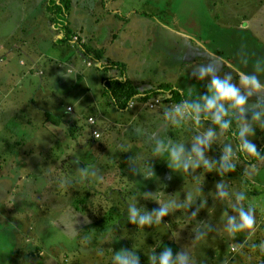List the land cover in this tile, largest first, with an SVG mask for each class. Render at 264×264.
Returning a JSON list of instances; mask_svg holds the SVG:
<instances>
[{"label":"rangeland","instance_id":"374dc122","mask_svg":"<svg viewBox=\"0 0 264 264\" xmlns=\"http://www.w3.org/2000/svg\"><path fill=\"white\" fill-rule=\"evenodd\" d=\"M65 22L70 29L81 27V38L88 36V46L100 52L99 62H120L124 76L137 88L168 82L172 88H183L184 93L192 87L195 97L204 94L207 81H197L191 71L207 61L186 47L189 42L223 57L220 74L231 73L237 82V70L250 71L255 59L264 57V0H69ZM50 36L44 0H0V264H105L107 256L102 253L101 257L100 249L112 257L120 242L148 243L150 252L155 248L159 254L161 244L172 241L173 252L180 251L190 243L192 225L179 211L145 229L126 218L127 205L134 197L138 207L151 203L157 209L159 204L154 200L167 202L179 195L183 199L188 191L197 194L191 177L172 173L166 157L149 160L157 179L144 180L132 174L130 158H134L133 163L136 157L151 158L153 146L130 129L154 131L167 109L156 114L162 97L154 108L142 107V114L132 121L130 113L124 112L128 129L113 124L104 127L108 120H116L107 98L100 94V78L115 68H99L93 59L83 56V62L75 59L64 64L65 71L70 72L56 84L54 75L61 69L56 57L67 61L73 51L66 45H53ZM242 53L249 59L248 67L240 62ZM183 56L191 58L181 59ZM52 68L53 75L49 76ZM60 76L64 77L63 71ZM65 106L72 111H66ZM88 116L93 118L92 124L87 122ZM208 127L204 123L197 129L188 122L181 127L170 126L167 135L177 143L185 142L186 150H190L193 136ZM92 130L99 138H92ZM263 133L257 129L253 138L258 149ZM233 140L232 132H227L208 154L218 159L220 146ZM73 159L89 173L98 170L103 180L92 175L85 179ZM242 169L238 163L226 179L229 190L246 192L245 205L255 208L257 231L251 241L259 245L264 237L260 231L264 228V167L254 178L253 194L242 182ZM197 174L204 179L202 191L207 199L197 220H210L220 230L210 234L207 241L198 242L191 250L193 257L200 264H264V254L258 248L246 246L239 254L231 253L221 216L228 204L214 202V185L220 177L202 169ZM67 181L72 184L69 189L64 187ZM109 189L119 194L125 209L120 205L107 208L110 196L105 204L99 199L98 192L102 197L111 193ZM142 192H154V200L142 199ZM84 194V214L91 222L78 225L80 234L75 238L66 236L54 222L69 208L83 214L73 200ZM77 219L82 221L83 217ZM178 233L180 238L173 239ZM113 236L118 240L111 244H118L109 252L106 246ZM243 240L240 233L232 242ZM75 246L79 253L73 251ZM147 248L142 252L148 254Z\"/></svg>","mask_w":264,"mask_h":264},{"label":"clouds","instance_id":"9594fccd","mask_svg":"<svg viewBox=\"0 0 264 264\" xmlns=\"http://www.w3.org/2000/svg\"><path fill=\"white\" fill-rule=\"evenodd\" d=\"M186 47L194 55H200L207 61L195 66L191 71V77L197 81H207L206 92L199 94L195 99H191L192 87H188L189 98H185L166 109L154 131L148 132L141 127L130 129L134 135L146 137V143L153 146L151 158L136 157V163H133V157L130 158L129 165L133 175L139 174L144 180L157 179L154 167L149 163V160L166 157L167 167L172 173L191 177L196 185V195L188 191L184 192L183 199L179 195L167 202L152 199L154 192H142L140 196L142 199L154 200L159 204V208L151 211H148L144 206L138 207L137 197H134L132 202L127 205L126 218L128 223L141 229L159 225L164 217L177 211L192 225L190 243L183 245L181 250L175 253L171 247H165L157 254L154 248L147 254V264H200L193 257L191 250L195 248L198 242L207 241L210 234L220 230L210 220H197L198 214L207 203L202 191L204 179H200L199 174H197L198 169L205 170V173L215 172L220 177V180L214 185V202H227L228 204L221 216L222 229L231 242V253H241L257 231L256 210L251 205H245L248 198L246 192L230 191L229 180L226 179V176L233 173L240 163L244 165L242 176L245 180H254L260 167H264V150L258 149L257 145L253 143L256 130L264 131V79H261L264 76V57H257L252 63L250 71L237 70V82L234 81L231 73L220 74L225 63L223 57L202 46L195 47L191 42ZM189 58L191 57H181V59ZM240 62L248 67L249 59L246 54H241ZM175 91L181 96L184 95V89L181 87ZM206 121H210L212 126L193 136L190 142V150H186L185 142L177 143L167 135L170 126L181 127L184 123L191 122L200 128L204 127ZM229 131L232 132L235 143H223L218 159L210 156L208 153L212 145L219 143L220 138ZM240 154L244 155V162H240ZM249 158L252 159L249 160ZM73 165L85 179L88 175H92L97 176L101 181L103 180V177L99 176L98 170L93 169L89 173L79 167V161L75 159H73ZM64 187L66 189L72 187L71 182H65ZM201 196L204 197L203 200L200 199ZM190 209L191 211H189ZM229 209L233 213L232 215H229ZM81 216L83 217L82 221L77 219ZM90 222L87 215L69 208L58 217L54 226L64 235L75 238L80 234L77 226L81 223L86 225ZM240 233L244 234L243 242H232ZM179 238L178 233L177 237L173 239L178 240ZM114 240H118V237L113 236L110 244ZM87 243L89 241L85 240V244ZM251 247L253 249L258 248L264 253V242L259 245L253 243ZM99 254L102 255V253ZM112 264H140L137 250L122 248L113 254Z\"/></svg>","mask_w":264,"mask_h":264},{"label":"trees","instance_id":"16d2710c","mask_svg":"<svg viewBox=\"0 0 264 264\" xmlns=\"http://www.w3.org/2000/svg\"><path fill=\"white\" fill-rule=\"evenodd\" d=\"M44 7H45V11L48 13V20L50 24H52L53 27H55L56 29V34L51 41L52 44L68 45L71 32L69 28L66 26L65 14L67 8L69 7V0H46ZM85 52L88 54L87 49L85 50ZM93 58L96 59L97 62H99L100 60V56L98 53L93 54ZM100 67H102L103 69H106L107 67L116 68L121 74L123 73V65L118 61H105L104 63L102 62L100 64L99 68ZM100 83L102 87V91L100 93L101 96L106 97L108 102L112 105L113 109L117 111L124 110L127 107L130 100L136 99L138 100V102H140L145 100L146 98L153 97L158 93L163 94L162 98L164 102H169L173 104L178 103L185 98H189L188 95L185 94L181 96L177 91H175V88H172V86L168 83H160L157 84L155 87H150L148 89H143L141 91H139V89L134 83L123 77L119 78L111 75L110 76L104 75L101 76ZM195 98L196 97L194 96L191 97V99H195ZM261 150H264V148H262ZM97 184L98 186H100V182H97ZM109 190H111V193H109V195H103L102 197L99 194L100 192H98L99 199H102V201L105 204V198L107 196H110L109 198L112 199V201L110 202L113 204L110 203V206L107 208L112 209V206H118V205H120V207L123 208L122 204L124 203V201L122 199H121L122 201H120L119 194L113 193V191H115L113 189H109ZM86 198L87 195L84 194V195L76 196L75 199L73 200L74 206L76 207L79 206L80 212L82 213L86 212L87 210L84 207V201L86 200ZM115 198L118 199V201ZM116 202L118 203L114 205ZM94 210L97 211L95 206H94ZM100 212L103 211L100 210ZM111 213L112 212H109V214ZM261 229L262 230L260 231H262L264 236V228L261 227ZM262 238H263L262 242H264V237ZM252 243L253 241H250L248 247L251 248ZM161 246H163L161 250H163L165 247H171L174 251V246L172 242H169L167 244L162 243ZM262 257L263 258L261 259L264 260V255Z\"/></svg>","mask_w":264,"mask_h":264},{"label":"crops","instance_id":"0c3cea01","mask_svg":"<svg viewBox=\"0 0 264 264\" xmlns=\"http://www.w3.org/2000/svg\"><path fill=\"white\" fill-rule=\"evenodd\" d=\"M45 2H46V0H44V6H45ZM46 12V11H45ZM46 15H47V23H48V26H49V29L51 30V36H50V38H51V41H52V39H53V37L55 36V34H56V29H55V27H53V25L52 24H50V22H49V20H48V13L46 12ZM66 26H67V22H66ZM68 27V26H67ZM81 27L79 28V29H77V28H74V29H70L69 28V30H70V32H71V35H73V34H77L78 35V37H79V40H80V42L79 43H73L71 40H69V43H68V45H66L67 47H69L72 51H73V53L71 54V56L69 57V58H67V61H62V62H60V60H59V58L58 57H56L57 59L56 60H58V66H59V68H61L60 69V74L62 73V71H63V74H64V77L63 76H60V74H58V73H56L55 75H54V80H55V83L56 84H59L60 82H62L63 80H65V78H66V74L67 73H69L70 72V69H66L67 71H65V69H64V64L66 63H68V62H70V61H72L73 62V60H75V59H77V61H80V62H83V59H82V57L84 56V57H89V58H91V59H93L96 63H97V66L99 67L100 66V64L102 63V62H97L96 61V59H94L93 58V54H99V56H100V59H101V54H100V52L99 51H97V50H95V49H93L91 46H88V40H89V37L87 36H84V39H82L81 38ZM71 35H70V37H71ZM52 43V42H51ZM77 44V45H76ZM88 50V54L85 52V50ZM52 58H54V57H52ZM49 59H51V57H49ZM105 61H117V60H107V59H105ZM85 65H86V62H85ZM86 66H88V65H86ZM28 68H30V66L29 67H27V69ZM100 68H102V67H100ZM107 68H109V67H107ZM103 69V68H102ZM111 69V68H110ZM109 69V70H110ZM9 74H12L11 72H8ZM49 76H52L53 75V68H52V71H50V73L48 74ZM109 76L111 75V76H115V77H119V78H126L125 76H124V73H120L116 68H115V70H110L109 71V74H108ZM107 75V76H108ZM102 76H104V75H102ZM59 80H58V79ZM127 79V78H126ZM130 81V80H129ZM165 83H168V82H165ZM169 84V83H168ZM148 88H150V86H147L146 84H143V85H141L138 89H139V91H141V90H143V89H148ZM173 88H176L175 86L173 87ZM184 94H186V95H188V93H184ZM163 94H160V93H158L157 95H155V96H153V97H149V98H146L145 100H143V101H152V99L153 98H155V97H157V98H159V100H160V97H163L162 96ZM192 96H194V95H192ZM195 97V96H194ZM162 104L161 105H159L158 103L156 104V105H159L160 107L156 110V114H158V113H160V114H162V110H164L163 108H166V106H167V109L168 108H170L171 107V105H173L172 103H168V102H164L163 101V98H162ZM109 103V102H108ZM156 105H154L153 106V108L156 106ZM66 107V106H65ZM142 105H140V103L138 102V100H136L135 99V103H134V105L132 106V107H126L124 110H119V111H117V110H115V109H113V107H112V105L109 103V110L111 111V113H114V120H116L114 123H111L110 122V120H108L107 122H106V124H105V126L104 127H108L110 124H113V125H115L118 129H128V127H129V125H128V123H129V121H127L126 120V115L124 114V112H128V113H130V117L132 118L131 119V121L132 120H134V118H135V116H137V114H139L140 112H141V114H142ZM145 108H147V110L149 109L148 107H145ZM151 109V108H150ZM149 109V110H150ZM66 111H68V112H71L72 111V109H70V111L69 110H66ZM160 111V112H159ZM103 112V111H102ZM101 112V113H102ZM104 113V112H103ZM100 114V113H99ZM156 114H150V118H156L155 117V115ZM103 116H104V114H103ZM88 117H90V116H88ZM109 117V116H108ZM113 120V121H114ZM69 123H71L72 124V121L71 120H69ZM206 123V125L208 126V125H210V121H206L205 122ZM109 124V125H108ZM211 126V125H210ZM111 127V126H110ZM198 129V128H197ZM203 130V129H202ZM206 130V129H205ZM93 131V130H92ZM204 131V130H203ZM199 132H202V131H200L199 130ZM92 133V132H91ZM98 133V132H97ZM99 134V133H98ZM263 135H264V133H263ZM92 138H93V136H92ZM98 138H99V136H98ZM234 141V140H233ZM229 143H231V142H229ZM233 143H235V141L233 142ZM220 147H223V146H220ZM220 147H218V149L220 148ZM262 148H264V138L261 140V142H260V144H259V149H262ZM219 155H221V152L219 153ZM210 156H212V155H210ZM213 157V156H212ZM252 158H249V160H251ZM240 161L241 162H244L245 161V157H244V155L243 154H240ZM240 164V163H239ZM242 167H244V165L242 164ZM242 172H243V169L241 170ZM242 172H240L241 173V177H242ZM204 173H205V170H204ZM215 173V172H214ZM230 175V173L229 174H227V176H229ZM246 186H247V188H248V191H249V193L250 194H253L254 193V188H253V185L255 186V182H254V180H243L242 181ZM252 183H253V185H252ZM237 191H239V190H237ZM147 210H150V209H153V207H152V205H151V203H150V205L149 206H147L146 205V207H145ZM123 209H125L124 207L121 209V210H123ZM127 213V212H126ZM181 221V220H180ZM168 231H170V229H167V231L165 230V232H166V234L168 233ZM97 232V231H96ZM99 233V232H98ZM97 234V233H96ZM132 239H130V241H131ZM94 237H92V243L93 244H95L94 242ZM95 241H96V239H95ZM124 242H125V240H124ZM172 242V241H171ZM97 244H99L98 242L96 243V245ZM116 244H118V243H114L113 245L112 244H110V243H108L107 245L108 246H106L110 251L109 252H112L115 248H116ZM173 244V246L175 247V244L174 243H172ZM92 246V245H91ZM119 248H117L118 249V251L119 250H121L122 248H124V246H129V248H124V249H133V250H137V255L139 256V259H140V264H147V253H145L144 251L142 252V250L144 249V248H147L148 247V243H143L142 242V244H138V243H136V242H131V245L130 244H128L127 242H125V243H121L120 242V244H118L117 245ZM76 247L77 246H75V247H73V251L74 252H76V253H79V251L78 250H76ZM94 250H95V248H96V246H93L92 247ZM116 250V249H115ZM102 250L100 249V252H101ZM147 251H148V253L150 252V249H148L147 248ZM73 252V253H74ZM99 252V253H100ZM117 252V251H116ZM101 253H103L104 254V257L105 256H107L106 257V259H104V261H105V264H112V257L110 256V254L109 253H107V252H105V251H103V252H101ZM115 254V253H114ZM101 257H102V255H101ZM75 262H78V261H73L72 263H70V264H80V262H78V263H75Z\"/></svg>","mask_w":264,"mask_h":264},{"label":"built area","instance_id":"2783aa9c","mask_svg":"<svg viewBox=\"0 0 264 264\" xmlns=\"http://www.w3.org/2000/svg\"><path fill=\"white\" fill-rule=\"evenodd\" d=\"M70 40L73 43L80 42L79 37H78L77 34L71 35ZM86 65H89V62H86ZM159 101H160L159 98L155 97V98L152 99V101H140L139 103L143 107H148L150 109V108H153V106L156 105ZM134 103H135V99L130 100L129 103H128V105H127V107H132L134 105ZM69 109H70L69 106H66L65 107V110H69ZM86 120H87V122L89 124H92L93 123V118L92 117H87ZM92 136L95 139V138H98L99 134L97 132H95V131H92ZM230 250H231V247H230Z\"/></svg>","mask_w":264,"mask_h":264}]
</instances>
